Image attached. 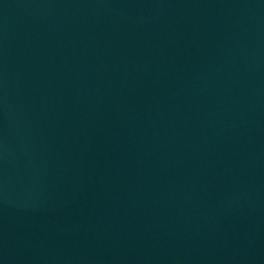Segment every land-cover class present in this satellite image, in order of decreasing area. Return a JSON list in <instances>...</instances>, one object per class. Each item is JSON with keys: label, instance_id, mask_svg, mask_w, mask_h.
Listing matches in <instances>:
<instances>
[{"label": "water", "instance_id": "1", "mask_svg": "<svg viewBox=\"0 0 264 264\" xmlns=\"http://www.w3.org/2000/svg\"><path fill=\"white\" fill-rule=\"evenodd\" d=\"M0 264H264V0H0Z\"/></svg>", "mask_w": 264, "mask_h": 264}]
</instances>
